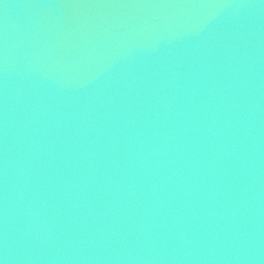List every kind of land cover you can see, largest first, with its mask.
<instances>
[{
    "label": "water",
    "instance_id": "95a60500",
    "mask_svg": "<svg viewBox=\"0 0 264 264\" xmlns=\"http://www.w3.org/2000/svg\"><path fill=\"white\" fill-rule=\"evenodd\" d=\"M0 264H264V0H0Z\"/></svg>",
    "mask_w": 264,
    "mask_h": 264
}]
</instances>
